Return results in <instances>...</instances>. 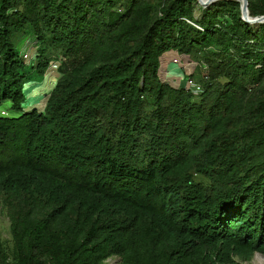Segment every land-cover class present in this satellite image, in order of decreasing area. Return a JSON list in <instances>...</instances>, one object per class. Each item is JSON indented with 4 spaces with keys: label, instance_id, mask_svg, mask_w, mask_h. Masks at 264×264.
<instances>
[{
    "label": "trees",
    "instance_id": "16d2710c",
    "mask_svg": "<svg viewBox=\"0 0 264 264\" xmlns=\"http://www.w3.org/2000/svg\"><path fill=\"white\" fill-rule=\"evenodd\" d=\"M241 4L0 0V264L264 256V22ZM170 50L200 93L162 79ZM55 60L43 110H26V82Z\"/></svg>",
    "mask_w": 264,
    "mask_h": 264
},
{
    "label": "rangeland",
    "instance_id": "374dc122",
    "mask_svg": "<svg viewBox=\"0 0 264 264\" xmlns=\"http://www.w3.org/2000/svg\"><path fill=\"white\" fill-rule=\"evenodd\" d=\"M201 10H202V9H201V8L199 7V5H198L197 13L199 14V13L201 12ZM34 40H35V38H34V35H33V34H28V35L23 34V35H22L21 33H17V34L14 36V41H15V43H16V48L18 49V51H19L21 54H23L24 51L30 50V52H31L33 49H35V45H33ZM170 51H171V50H170ZM170 51H168V52H170ZM172 51H174V50H172ZM168 52H166V53H168ZM178 54H179V53H178ZM186 60H187V59H186ZM189 62H190V61H189ZM185 64H186V61H185V60H182V61L180 62V65H181V66L177 67L176 72L174 71V79H172V80L164 79V78H165V77H163V76H164V75H163V74H164V70L161 69V71H162V79H163V80H166V81H169V83H172V84L175 85V86H185L186 77L192 72L193 67L196 66L195 63H191V66H189V67H187ZM190 67H191V69H190ZM47 72H48V71H46V73L44 74L43 77H40V76H38V75L35 73V74L33 75V80H30V81L26 82L25 85H30L29 83H31V82H33L34 84H36V83H40V84H37V85H43V84H46L47 90L49 89V91H50V90L53 88V86L55 85V82H56L57 77H58L59 74H57V73L55 72L56 75H55L54 77H53L52 74L50 75V77H49V76L46 77ZM48 73H49V72H48ZM198 76H200L199 73H197L196 78H198ZM48 79H49V80H48ZM41 83H42V84H41ZM43 87H45V85H44ZM49 91H47V93H48ZM24 92H25V91H24ZM47 93H46V94H47ZM25 94H26V96H27V93H25ZM46 94L43 93V92L41 91V94H40L38 100H40L41 97H42V102L40 103V101H37L34 105H36L37 107L40 108L41 105L45 103V99H47V97H48ZM27 99H28V97H26V100H25V102H24V105H26V103H27ZM9 106H10V103H9V102H8V103H5V104L3 105V107H4L5 109H8L9 114L12 115L13 112L9 109ZM42 106H43V105H42ZM44 106H45V105H44ZM44 106H43V107H44ZM8 224H9V221H8V219L4 216V217L1 219V225H2V228H3L4 231H5V232H4L5 235H7L6 229H7V227H8ZM118 263H119V258H117V257H113V258H110V259L107 261V263H105V264H118ZM251 263H252V264H264V256H263L262 254H260V253H256Z\"/></svg>",
    "mask_w": 264,
    "mask_h": 264
},
{
    "label": "crops",
    "instance_id": "0c3cea01",
    "mask_svg": "<svg viewBox=\"0 0 264 264\" xmlns=\"http://www.w3.org/2000/svg\"><path fill=\"white\" fill-rule=\"evenodd\" d=\"M175 58H180L181 60H185L186 61V66L189 67L191 66V63H194L193 61H190L187 58H183L180 54H178L176 51H170L168 53H165L162 57H161V64H160V76L162 77V71L161 69L164 70V79H168V80H172L174 79V71L176 72L177 67L181 66L180 62H176L174 61ZM187 59V60H186ZM196 66L193 67L192 72L195 70ZM191 69V67H190ZM191 72V73H192ZM53 75V77L56 75L55 72H47V76L50 77V75ZM49 80V79H48ZM166 81V80H165ZM169 82V81H167ZM30 85H25L24 90L27 93L28 99H27V103L25 106L26 110H31L33 108H37L39 111L43 110V106L46 104L47 99H45V103L41 105V107H37L36 105H34L37 101H40V103L42 102V97L40 100H38L41 91L43 93H47V91H49V89L47 90L46 84L43 85H37L40 83H36L34 84L33 82L29 83ZM42 84V83H41ZM45 85V87H43ZM54 87V86H53ZM53 89V88H52ZM51 89V90H52ZM51 90L46 94L47 96L49 95V93L51 92ZM48 98V97H47Z\"/></svg>",
    "mask_w": 264,
    "mask_h": 264
},
{
    "label": "built area",
    "instance_id": "2783aa9c",
    "mask_svg": "<svg viewBox=\"0 0 264 264\" xmlns=\"http://www.w3.org/2000/svg\"><path fill=\"white\" fill-rule=\"evenodd\" d=\"M35 44H36V40H34V42H33V45H35ZM22 56L28 62L31 61V60L34 61L35 58H36V47L31 52H30V50L24 51ZM174 61L181 62L182 60L180 58H175ZM59 65H60L59 61H56V60L52 61L50 63L49 68H48V72L57 71ZM184 87H186L187 89H191L192 91H195L197 93H200L202 91V89H203L202 84L197 82L195 79H193L190 76L186 77V82H185V86ZM1 113H2V115H6V116L8 115V112L6 110H2Z\"/></svg>",
    "mask_w": 264,
    "mask_h": 264
},
{
    "label": "water",
    "instance_id": "95a60500",
    "mask_svg": "<svg viewBox=\"0 0 264 264\" xmlns=\"http://www.w3.org/2000/svg\"><path fill=\"white\" fill-rule=\"evenodd\" d=\"M198 2H201L204 8L210 7L213 3L218 2L219 0H197ZM241 1V8H242V18L246 22L253 24V25H259L260 23L264 22V15H258V16H252L249 9V1L248 0H239ZM177 52V51H176Z\"/></svg>",
    "mask_w": 264,
    "mask_h": 264
},
{
    "label": "bare ground",
    "instance_id": "6f19581e",
    "mask_svg": "<svg viewBox=\"0 0 264 264\" xmlns=\"http://www.w3.org/2000/svg\"><path fill=\"white\" fill-rule=\"evenodd\" d=\"M199 6H201V7L203 6V5L201 4V2H199Z\"/></svg>",
    "mask_w": 264,
    "mask_h": 264
},
{
    "label": "clouds",
    "instance_id": "9594fccd",
    "mask_svg": "<svg viewBox=\"0 0 264 264\" xmlns=\"http://www.w3.org/2000/svg\"><path fill=\"white\" fill-rule=\"evenodd\" d=\"M8 115H9V113H8Z\"/></svg>",
    "mask_w": 264,
    "mask_h": 264
}]
</instances>
